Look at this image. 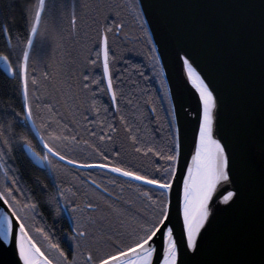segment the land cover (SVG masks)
I'll use <instances>...</instances> for the list:
<instances>
[{"label":"snow or ice","instance_id":"6c2138e0","mask_svg":"<svg viewBox=\"0 0 264 264\" xmlns=\"http://www.w3.org/2000/svg\"><path fill=\"white\" fill-rule=\"evenodd\" d=\"M16 7L22 29L0 8L19 108L0 109V264H264V0L231 5L252 13L258 38V63L229 74L237 95L253 82L238 113L204 55L229 64L231 29L173 14L210 5ZM174 66L194 107L174 91ZM246 206L255 225L209 259L221 219Z\"/></svg>","mask_w":264,"mask_h":264},{"label":"water","instance_id":"95a60500","mask_svg":"<svg viewBox=\"0 0 264 264\" xmlns=\"http://www.w3.org/2000/svg\"><path fill=\"white\" fill-rule=\"evenodd\" d=\"M174 2L197 3L210 5V7H201L195 9H177L174 10V16L184 20H199L211 24L217 28H230L231 41L235 49L234 57L229 64H225L216 54V51L208 47L205 50V61L209 68L214 71L225 83L227 97L230 106L235 112H240L248 108L252 103L250 88L252 81L244 84L240 94L235 93L238 82L230 79V73L246 72L249 63H258V43H254L258 38L254 35L255 27L252 20V13L249 10L231 7V5L243 3L244 0H174ZM0 68L3 71L2 62ZM4 72V71H3ZM170 75L174 91L181 97L185 103L195 106L196 100L193 95L194 90L190 85H185L179 66H174ZM258 199V194L254 195V200ZM258 220V212L252 207L246 206L237 214L225 216L219 222L218 233L219 242L212 246L209 259L225 258L230 247L227 237L231 234L237 236L239 229H248L255 225Z\"/></svg>","mask_w":264,"mask_h":264},{"label":"trees","instance_id":"16d2710c","mask_svg":"<svg viewBox=\"0 0 264 264\" xmlns=\"http://www.w3.org/2000/svg\"><path fill=\"white\" fill-rule=\"evenodd\" d=\"M22 2V0H2V4H0V8H2V15L7 18H15L16 26L22 29L23 19L20 13L19 8L16 7L17 3ZM13 3L14 10L11 13V8L8 5ZM3 46V41L0 40V48ZM5 74L0 71V109H4L7 107L16 108L19 111L18 105V90L13 83H9L8 81L3 79ZM29 169L26 168V172ZM50 222V221H49ZM57 229L63 228V224H57ZM66 230V228H65ZM59 234V233H58Z\"/></svg>","mask_w":264,"mask_h":264},{"label":"flooded vegetation","instance_id":"af4514ba","mask_svg":"<svg viewBox=\"0 0 264 264\" xmlns=\"http://www.w3.org/2000/svg\"><path fill=\"white\" fill-rule=\"evenodd\" d=\"M13 10H14V6H13V3H11V13H13ZM0 71H2L1 70V68H0ZM3 72V71H2ZM4 73V72H3Z\"/></svg>","mask_w":264,"mask_h":264}]
</instances>
